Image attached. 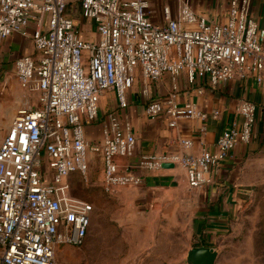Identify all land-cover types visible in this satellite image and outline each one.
Masks as SVG:
<instances>
[{"label":"built area","instance_id":"built-area-1","mask_svg":"<svg viewBox=\"0 0 264 264\" xmlns=\"http://www.w3.org/2000/svg\"><path fill=\"white\" fill-rule=\"evenodd\" d=\"M78 3L94 34L83 38L66 6ZM251 0H227L224 20L199 16L189 0L164 5L156 21L150 0H0V48L18 33L32 41V52L15 57L13 72L22 101L0 141V264H59L64 244L80 245L90 225L91 202L71 192L70 177L87 175L90 154L102 158V185H138L142 178L119 157L132 156L136 135L129 119L110 113L100 139L86 138L84 125L98 116L101 95L112 90L121 108L135 67L146 80L167 75L170 89L163 100L145 106V114L181 118H215L195 102L178 100V78L189 84L208 76L216 86L232 77L264 79V27L250 10ZM75 10V7L73 8ZM50 12L46 26L43 17ZM32 24L30 28L29 25ZM241 117L231 120L214 149L143 153L137 166L158 169L172 162L184 169L189 187L212 178L238 143L249 142L256 104L241 98Z\"/></svg>","mask_w":264,"mask_h":264},{"label":"rangeland","instance_id":"rangeland-1","mask_svg":"<svg viewBox=\"0 0 264 264\" xmlns=\"http://www.w3.org/2000/svg\"><path fill=\"white\" fill-rule=\"evenodd\" d=\"M65 12L89 38L94 26L82 17L78 3L68 4ZM49 18L46 12L43 26ZM31 48V38L22 36V51L28 54ZM0 53L1 141L20 104L18 95L7 93L12 80L4 77L9 64L1 65V58H15L21 51ZM101 169L102 160L97 158L88 161L86 177L80 173L70 177L71 192L91 202L90 225L82 244L60 246L59 264H189L188 248L203 243L217 249L214 264H264V187L222 222L203 210L208 204H201L199 194L188 186L183 168L171 186L126 185L111 191L102 185Z\"/></svg>","mask_w":264,"mask_h":264},{"label":"crops","instance_id":"crops-1","mask_svg":"<svg viewBox=\"0 0 264 264\" xmlns=\"http://www.w3.org/2000/svg\"><path fill=\"white\" fill-rule=\"evenodd\" d=\"M189 2L199 16L219 21L226 17L227 0H189ZM164 5H168L174 11L177 7V0H150V7L156 11L153 15L156 21L161 20V9ZM250 10L259 25L264 27V0H251ZM88 21L93 25L91 20L88 19ZM29 27L31 28L32 24ZM93 34L92 29L89 38ZM80 35H82L81 32ZM21 39L22 36L18 33L6 37L2 42L0 52L2 54L8 51L24 52L21 49ZM14 60L15 58H1V65L9 64L6 68L8 74L4 77L12 80L10 87L12 91L5 90L7 93L12 92L14 98L18 95L19 102H21L23 95L14 76ZM133 73V82L127 89L128 106L119 107L114 92L105 91L99 101L98 116L84 125V132L90 141L97 140L100 139L103 128L108 124L110 113H116L120 122L126 118L129 119L136 135L135 152L129 157H119L118 161L121 165L120 170L125 168L123 165L128 164L130 171L141 176L140 185L143 188L174 185L177 182L176 175L182 167L174 165L158 169L139 168L137 160L141 154L182 149L179 143L181 138L192 140L190 147L192 152H198L203 148L212 150L216 138L225 128L229 127L231 120L241 118L236 109L239 100L247 98L256 104V119L251 140L238 143L233 147L216 171L212 173L211 180L192 188L199 194L201 204H208L206 208H203L204 211L208 210L206 214L222 222L233 218L239 212L240 207L248 201V197L264 187V79L258 81L255 77L246 79L232 77L214 86L210 84L208 76L197 78L195 83L189 84L184 73H181L178 78V100L195 102L207 112L218 109L219 114L215 118L208 117L205 120L181 118L176 126H170L169 116L165 112H160L152 118L145 114V106L149 102L153 100L163 102L165 99L171 85L168 76L164 75L158 80H146L138 67L134 68ZM97 158L102 160L100 155L90 154L89 163ZM118 187L115 186L113 189Z\"/></svg>","mask_w":264,"mask_h":264},{"label":"water","instance_id":"water-1","mask_svg":"<svg viewBox=\"0 0 264 264\" xmlns=\"http://www.w3.org/2000/svg\"><path fill=\"white\" fill-rule=\"evenodd\" d=\"M162 167L174 166L172 162H163ZM217 249L207 244L192 245L186 252V262L189 264H214Z\"/></svg>","mask_w":264,"mask_h":264},{"label":"trees","instance_id":"trees-1","mask_svg":"<svg viewBox=\"0 0 264 264\" xmlns=\"http://www.w3.org/2000/svg\"><path fill=\"white\" fill-rule=\"evenodd\" d=\"M203 244H207V243H203Z\"/></svg>","mask_w":264,"mask_h":264}]
</instances>
